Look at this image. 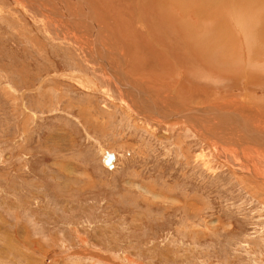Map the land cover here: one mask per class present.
I'll return each instance as SVG.
<instances>
[{
    "label": "rangeland",
    "instance_id": "374dc122",
    "mask_svg": "<svg viewBox=\"0 0 264 264\" xmlns=\"http://www.w3.org/2000/svg\"><path fill=\"white\" fill-rule=\"evenodd\" d=\"M92 1L141 94L67 23L83 2L0 0V264H264V0H157L143 39L149 2Z\"/></svg>",
    "mask_w": 264,
    "mask_h": 264
},
{
    "label": "bare ground",
    "instance_id": "6f19581e",
    "mask_svg": "<svg viewBox=\"0 0 264 264\" xmlns=\"http://www.w3.org/2000/svg\"><path fill=\"white\" fill-rule=\"evenodd\" d=\"M136 1V0H135ZM134 1V2H135ZM142 1H147V2H149V4H150V6L148 5V3H144L143 5H141V6H139L138 7V11H139V13H138V15L142 18H140V21L142 22L141 24L140 23H138V22H136L135 21V18L133 17L132 18V16L136 13L135 11H131L130 13H129V15H128V17H129V19H130V22H131V24L132 25H134V27H135V29L134 30H136L137 31V33H135L136 35H137V37L138 38H141V39H143V35L145 34V32H151V29H153V28H151L150 27V25L152 24V21H150V22H148L147 24H145V21H146V16L147 15H151V16H154L155 14H157V11L156 12H153V11H151V10H149V12H147L146 10H145V7L144 6H148V7H150V8H154L155 10L157 9L156 7H157V0H137V4H139L140 2H142ZM175 1H177V3L180 5V6H182L183 4H182V2H181V0H175ZM185 1V0H184ZM78 2H83V4H84V11H80V12H82V13H80L79 14V17H78V19H75V20H68L67 21V23L68 24H70V21H74L73 22V25L75 26V28L77 29V30H79V29H81V28H79V27H77L76 26V23L77 22H75V21H78V20H80V21H82V22H84L85 24H87L88 26H89V29H88V31L90 32V33H92L93 34V37H94V39H92V42L94 43V45L92 46V49H98V48H100V47H104V48H106L101 54H99L98 55V59L99 58H101L102 60H104L105 62H103L102 60L100 61V63H102V64H104V67H106L105 68V70H106V73L107 74H109V75H113L114 76V82H117L118 84L117 85H119L120 87H122V88H126L127 90H135V91H137L138 92V94H141V92H140V90H138V88H136V87H134V85H133V83L131 82V79L129 78V74H128V72L130 73V74H132V75H138V72H136L135 70H133L132 68H129L128 69V72L125 70V68H127V67H129V66H132L133 68H135V69H139L140 67L138 66V67H136V66H134V65H132L131 63H130V61H129V63H127V65H126V67L125 68H123L124 67V64H125V61H126V56L124 55V53L123 52H121L120 50H119V44L121 43V41L119 40V39H117L116 37H115V33L114 32H112L111 31V29L109 28V26L112 28V26L113 27H115V22H114V20H113V18H111V22H110V20L109 21H105V14H104V11L102 10V9H100L99 8V6H98V4L97 3H94L92 0H81V1H79L78 0ZM133 1H131V3H132ZM94 3V4H93ZM82 4V3H81ZM136 4V5H137ZM103 5V4H102ZM135 5V6H136ZM134 6V5H133ZM179 6V7H180ZM233 7H235V6H233ZM126 8V7H125ZM183 8V7H182ZM230 9V8H229ZM188 10V9H187ZM180 11H182V10H180ZM184 11V10H183ZM189 11H191V10H188V12ZM145 13V15H144V13ZM187 12V13H188ZM240 12V11H239ZM148 13V14H147ZM184 13H186V8H185V12ZM197 13H200L199 15H200V20H198L199 21V23L198 24H200V25H202V22H201V19L203 18V16H204V13L203 12H197ZM88 15H90V17H91V21H88L87 20V16ZM137 15V14H136ZM187 15V14H186ZM190 15V14H189ZM199 15H197L198 17H199ZM221 15V14H220ZM224 15V14H223ZM182 16H185V14L183 15L182 14ZM225 16V15H224ZM184 18V17H183ZM186 19H187V17H185ZM184 18V19H185ZM189 18V17H188ZM122 19V18H121ZM175 19V18H174ZM183 19V20H184ZM225 18H223V20H224ZM138 20V19H137ZM188 20V19H187ZM217 20H221L222 21V19H217ZM82 22H80V23H82ZM179 22H180V19H179ZM217 22V21H216ZM106 23L109 25H106ZM174 24H175V22H173ZM171 24V27L173 28V29H175L176 30V26L174 25V24ZM197 23V22H196ZM226 23V22H225ZM78 24H79V22H78ZM187 22H185V21H183L182 23H180V25H179V31L181 32V34H178V32L176 33V36L174 37V40L178 43V41H181L182 40V38H183V40H184V37H187V36H190L189 34H188V28H187ZM235 24H236V22H235ZM80 25V24H79ZM117 25V24H116ZM158 25H160V24H158ZM176 25H177V23H176ZM199 25V26H200ZM226 26H223V27H226L227 28V24H225ZM222 26H220L219 25V27H221L222 28V30H223V27ZM239 26V25H238ZM133 27V28H134ZM146 27H148V29L145 31V29H146ZM202 27V26H201ZM240 27H241V25H240ZM74 28V27H73ZM119 28V27H118ZM157 28H159V32H160V29L162 28H160V26H157ZM207 28V27H206ZM201 29V28H200ZM218 29V28H217ZM228 30H230L229 28H227ZM69 30V29H68ZM158 30V29H157ZM190 30V29H189ZM207 30V29H206ZM133 31V30H132ZM177 31V30H176ZM192 31V30H191ZM219 31V30H218ZM134 32V31H133ZM190 32V31H189ZM194 32V31H193ZM192 32V33H193ZM204 32H206V31H204ZM118 33V32H117ZM154 33V32H153ZM207 33V32H206ZM220 33V32H219ZM229 33H230V31H229ZM155 34V33H154ZM159 34V33H158ZM227 34H228V32H227ZM160 35V34H159ZM195 35V34H194ZM126 36V35H125ZM124 36V37H125ZM149 36H151V34H149ZM207 36V35H206ZM230 36L232 37V35L230 34ZM234 36V35H233ZM127 37V36H126ZM191 37V36H190ZM193 37V36H192ZM191 37V38H192ZM194 37H197V36H194ZM200 37V36H199ZM219 37H221V36H219ZM223 37V36H222ZM146 38V37H145ZM201 38V37H200ZM199 38V40H198V38H195V39H197V41H201L202 39H200ZM149 39V38H148ZM195 39H193L194 41L192 42V43H194V42H196L195 41ZM204 39V38H203ZM232 39V38H231ZM173 40V39H172ZM222 40V39H221ZM227 40V39H226ZM232 40H234V39H232ZM139 41H142V40H139ZM138 41V42H139ZM148 41V40H147ZM190 41H191V39H190ZM122 42H124V41H122ZM137 42V41H136ZM174 42V41H173ZM126 43V42H125ZM200 43V42H199ZM205 43V42H204ZM234 43H236V42H234ZM137 44H139V43H137ZM176 44V43H175ZM184 44H185V42H184ZM189 44H190V42H189ZM201 44V43H200ZM203 44V43H202ZM109 45H112V47H111V49H109ZM191 45V44H190ZM198 45V44H197ZM151 46H154V45H151ZM186 47H188L187 45H186ZM198 47V46H197ZM140 48V47H139ZM193 49V48H192ZM201 49V48H200ZM159 50V49H158ZM202 51H203V49H202ZM196 52V51H195ZM195 52H192V53H195ZM127 54V53H126ZM128 58V57H127ZM135 61H137V59L135 60ZM132 62V61H131ZM123 68V69H122ZM141 69V68H140ZM139 69V70H140ZM158 71V70H157ZM125 89V90H126ZM126 95V94H125ZM136 98H137V95H136ZM152 102V101H151ZM150 102V103H151ZM145 104L144 103V108H142L141 106H139L138 105V102H135V101H133V107H135V110H138L143 116H146V117H148V118H150V119H155V118H153L154 117V115H157V119L160 121V120H166L168 117H172V118H177V119H179L180 121H182V122H186L187 124H195V123H197L198 124V122L201 124L202 122H201V120L203 119V117H201V116H196V114H195V112H197L194 108H190V107H183V109L184 110H187V109H191V113H189V112H187V111H184V112H181V113H174V112H168L167 110L166 111H164V112H162V111H158V108H157V111L156 110H154V109H152V104ZM143 104V103H142ZM157 104V103H156ZM174 104V103H173ZM194 112V114H192ZM168 115V116H167ZM217 116V115H216ZM157 119H155V120H157ZM205 120V119H204ZM211 120V119H210ZM207 121V120H206ZM213 122H215V121H213ZM212 124V123H211ZM216 124H214V126H215ZM222 126V125H221ZM204 127H206V126H204ZM217 129V128H216ZM220 130V129H219ZM202 131V130H201ZM238 131V130H237ZM235 132V131H234ZM213 136V135H212ZM263 138H264V135H261ZM211 138V137H210ZM212 139H214V138H212ZM250 139V138H249ZM215 140V139H214ZM249 141H251V140H249ZM106 150V149H105ZM105 150H103L102 151V154H101V161H102V156H103V154H104V152H105ZM108 151V150H107ZM109 152H112V151H109ZM113 154H114V156H115V153L113 152ZM115 160V159H114ZM102 163H103V165L104 166H106L105 164H104V162L102 161ZM107 167V166H106ZM113 167H114V161H113ZM108 168V167H107ZM109 169H112V168H109Z\"/></svg>",
    "mask_w": 264,
    "mask_h": 264
},
{
    "label": "water",
    "instance_id": "95a60500",
    "mask_svg": "<svg viewBox=\"0 0 264 264\" xmlns=\"http://www.w3.org/2000/svg\"><path fill=\"white\" fill-rule=\"evenodd\" d=\"M115 159V156L113 152H109L105 150L103 156H102V161L108 168H113V161Z\"/></svg>",
    "mask_w": 264,
    "mask_h": 264
}]
</instances>
